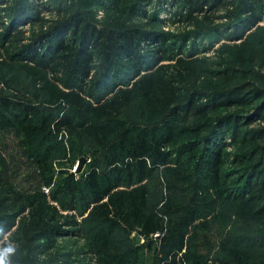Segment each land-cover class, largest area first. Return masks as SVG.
<instances>
[{"label": "trees", "instance_id": "1", "mask_svg": "<svg viewBox=\"0 0 264 264\" xmlns=\"http://www.w3.org/2000/svg\"><path fill=\"white\" fill-rule=\"evenodd\" d=\"M14 1L0 0V50L11 47L10 59L50 79L33 83L28 98L0 93V132L20 138L50 191L8 184L0 155V241L8 235L18 244L11 263L56 264V240L84 235L98 264H144L142 250L153 246L152 264H264V87L243 81L205 90L194 77L197 56L214 46L205 41L210 34L239 41L210 75L233 80L232 66L264 67V36L245 37L263 19L258 0H130L117 8L138 15L155 3L193 28L179 37L155 28H99L79 8L23 44L16 24L32 7ZM32 18L39 21L36 12ZM219 18L233 25L203 29ZM135 102L143 121L125 116ZM60 134L79 146L88 140L100 155L80 180L63 171L53 180ZM158 179L163 190L136 187ZM221 217L253 233L228 234L209 259L197 232ZM134 230L145 245L130 239Z\"/></svg>", "mask_w": 264, "mask_h": 264}, {"label": "rangeland", "instance_id": "2", "mask_svg": "<svg viewBox=\"0 0 264 264\" xmlns=\"http://www.w3.org/2000/svg\"><path fill=\"white\" fill-rule=\"evenodd\" d=\"M8 1L11 3V6L16 3L14 0ZM129 2L130 0H25L29 9L30 7L32 8L30 14L16 24L18 30L24 32L23 36L20 38V42L21 44L26 43L27 39L30 38L33 33H40L48 29L54 22H62L68 19L72 12L79 8H86L82 10V13L85 15L84 17L96 24L99 28H104L112 24H115L117 27L134 26L144 29L155 28L173 37L183 36L193 29L178 23L176 18L173 15L171 16L170 12L166 10L160 11L155 3L152 6L142 7L138 15H131L126 11H121L120 13V9L118 10L117 8H123L124 5H128ZM258 2L263 6L264 10V0H258ZM236 3L237 0L235 1V4ZM167 6H169V4ZM176 10V8H173V11ZM34 12L37 13L39 21L36 18H32ZM222 14L223 12L216 13L217 16ZM5 16V14L1 16L3 24L8 23ZM148 16H150L151 19H149ZM231 25H233L232 21L229 22L224 18H219L215 19L212 26H203V29L208 30V33H210L211 31H217V29L212 30L215 27L225 32ZM257 26V29L253 28L248 31L245 37L249 33L250 36L253 35L254 37L264 36L261 34L262 31H264V16ZM205 41L206 43H213L214 46L210 50L199 54L196 58L197 60L195 63L198 67V71L194 74V77H200L199 81H196L198 87L211 90L214 89L215 86L228 87L243 81H250L257 86L264 87V67H257L249 70L242 65L232 66V71L235 73V78L233 80H228V77L222 80L219 77L210 75V71L219 69L218 64L225 62V59L229 60L231 58L230 54L233 52L232 47L235 44H239V41L226 40L223 36L217 38L213 34H210L209 38ZM10 52L11 47L7 50H0V93L28 98V95L34 91L33 83H36L37 87H40L49 80L50 77L34 70L29 63L13 61L8 54ZM247 70H249V72H247ZM1 75L5 77L3 80ZM51 82L52 81H50V83ZM8 84L11 85V88H8ZM52 84L59 87L56 83ZM125 116L132 121L145 120V115L143 114L142 106L139 102H135L134 105L127 110ZM257 125L259 124H253V126ZM58 141L60 142L61 148L60 151L55 152L51 162L54 172V181H59L60 171L66 172L67 174L72 173L75 179L80 180L87 171L89 165L95 161V158L98 160L100 157L99 153L96 152L97 150L92 149L91 146L88 145V140H83V145L79 146L74 140L70 139L67 134H60L58 135ZM227 151L232 152V149L228 148ZM0 155L4 160L3 179L8 184H11L15 189L25 193L37 191H42L45 194L49 193L50 187L47 188L43 184L35 165L26 157L20 143V138L17 137L14 132H0ZM81 157L86 158L87 162L82 172L76 173V163ZM164 182L162 179L143 181L142 183L136 184V187L149 184L153 189L156 186H160L163 190L166 186ZM221 215H226L225 211H223ZM225 220V217H221V220H210V226L206 231L197 232V247L201 253H206L209 259L216 257L220 240L224 239L228 234L235 232L234 234H242L244 237H249L253 233V228L249 226H240L234 223L232 219H230L227 224H222V221ZM10 238L11 237L8 235H5L1 239L0 250L9 247L16 249L18 247L17 242ZM85 239L86 236L84 235L58 238L53 253L55 256L51 259L54 260L56 264H98L97 258L87 252L85 248ZM130 239H132L137 246L141 247L145 245V240L135 230L130 233ZM142 251L144 264H152L155 256L154 246L153 249L144 248ZM257 253L260 252H256V254ZM44 256L47 258L46 255H43L40 259ZM262 257L264 256L259 258ZM8 260L9 264H12L9 258Z\"/></svg>", "mask_w": 264, "mask_h": 264}, {"label": "clouds", "instance_id": "3", "mask_svg": "<svg viewBox=\"0 0 264 264\" xmlns=\"http://www.w3.org/2000/svg\"><path fill=\"white\" fill-rule=\"evenodd\" d=\"M15 249L12 247L0 250V264H9L8 257L14 253Z\"/></svg>", "mask_w": 264, "mask_h": 264}, {"label": "water", "instance_id": "4", "mask_svg": "<svg viewBox=\"0 0 264 264\" xmlns=\"http://www.w3.org/2000/svg\"><path fill=\"white\" fill-rule=\"evenodd\" d=\"M86 162H87L86 158L81 157L76 163L75 172H80L83 169Z\"/></svg>", "mask_w": 264, "mask_h": 264}, {"label": "built area", "instance_id": "5", "mask_svg": "<svg viewBox=\"0 0 264 264\" xmlns=\"http://www.w3.org/2000/svg\"><path fill=\"white\" fill-rule=\"evenodd\" d=\"M158 236H159V234L156 233V234H154L153 237H154V238H157Z\"/></svg>", "mask_w": 264, "mask_h": 264}]
</instances>
